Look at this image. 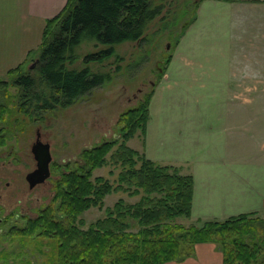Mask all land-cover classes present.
I'll list each match as a JSON object with an SVG mask.
<instances>
[{
    "label": "rangeland",
    "instance_id": "obj_1",
    "mask_svg": "<svg viewBox=\"0 0 264 264\" xmlns=\"http://www.w3.org/2000/svg\"><path fill=\"white\" fill-rule=\"evenodd\" d=\"M161 2V13L147 29L152 35L150 39L118 45L117 51L124 56L122 61L115 62L113 57L103 64L113 73L111 81L66 108L43 111L33 106L28 109L18 100L19 89L10 83L1 88L0 102L5 111L0 118V219H4L0 220V264H55L56 254L51 243L40 237L39 232L30 237L9 232L12 226L21 228L28 217L37 216L52 195L50 178L32 189L25 179L35 167L31 145L36 133L39 132L41 139L50 145V172L54 177L56 164L81 163L83 149L117 139L119 115L150 94L147 122L150 156H161V164L176 166L181 173L192 176L193 164L187 159L196 158L195 209L191 208L189 218L177 217L176 222L198 225L207 212L235 211L204 208V185L208 180L205 175L210 173L214 184L232 185L226 182L227 178L215 176L216 172L225 171L223 156L242 159L239 168L249 180L245 183L264 192V95L258 90L252 96L232 97L226 95L227 88L222 87L227 81L221 80V76L239 67L235 59L238 48H246L238 33L237 16L226 11L228 6L219 0ZM262 44L263 41H258L253 45H257L253 49L258 56H261ZM88 48L84 46L83 51ZM206 58L218 61L206 63ZM31 65L32 60L25 63L22 70L35 74L34 65L30 68ZM206 66L208 75L204 71ZM11 76L5 74L0 79L11 82ZM228 85L229 91L238 89L234 81H228ZM172 107L175 109L171 110ZM225 107L233 110L225 113ZM231 124L239 127L237 140L231 138L230 133L235 131ZM159 125L169 128L168 132H162H167L163 140L156 138ZM172 127L180 128L179 136L174 134ZM145 136L137 130L127 145L144 152ZM110 156L111 153L107 155L105 166L93 171V176L102 175L115 185L121 168L110 162ZM119 198L135 202L140 195L130 198L122 191L107 194L101 209L92 207L79 216L85 222L84 227L103 217L106 207H112ZM15 214H19V218H14ZM57 216L60 220L63 218ZM136 229L137 226L132 225L130 230Z\"/></svg>",
    "mask_w": 264,
    "mask_h": 264
},
{
    "label": "trees",
    "instance_id": "obj_2",
    "mask_svg": "<svg viewBox=\"0 0 264 264\" xmlns=\"http://www.w3.org/2000/svg\"><path fill=\"white\" fill-rule=\"evenodd\" d=\"M161 1L68 0L61 13L46 21L35 74L19 65L8 72L11 82L0 79V91L10 83L28 109L53 111L75 103L111 81L113 73L103 64L113 57L122 61L118 45L150 39L147 29L161 13ZM86 45L90 48L83 51ZM150 95L119 115V140L83 149L81 163L56 164L48 203L23 227L12 226L9 232L24 237L39 232L51 243L55 264H165L193 255L196 244L204 242L219 247L223 264H264V218L242 213L198 225L175 221L191 215L192 174L127 145L137 130L146 134ZM4 108L0 102V118ZM109 153L110 162L121 168L115 185L102 175L93 176L108 163ZM117 191L140 198H119L103 217L84 227L79 216L92 207L101 209L104 197Z\"/></svg>",
    "mask_w": 264,
    "mask_h": 264
},
{
    "label": "crops",
    "instance_id": "obj_3",
    "mask_svg": "<svg viewBox=\"0 0 264 264\" xmlns=\"http://www.w3.org/2000/svg\"><path fill=\"white\" fill-rule=\"evenodd\" d=\"M219 1L228 6L226 11L234 12L237 16L238 27L240 28L238 33L241 34V38L246 44V48H238L237 50L235 59L239 67L230 74L221 76V80L227 81L222 87L223 89L227 88L225 89L226 95L232 97L252 96V93L258 90L262 91L264 95V47L261 49V56H258L257 51L253 49V47L257 48V45L253 46L255 42H264V0ZM67 2L68 0H0V76L7 75L9 70L19 65L23 66L31 60L33 62L36 59L46 21L61 13L66 8ZM250 36L252 39L247 40L250 39L248 38ZM245 38L246 40H244ZM244 43L240 44L243 45ZM262 45L264 46V44ZM250 49L251 53H248ZM216 61H218L216 58H206V63L215 64L213 62ZM206 68L208 67L206 66L204 71L208 75V69ZM208 77H211V74ZM228 81H234L235 87L238 89L229 91ZM166 109L168 111V108ZM173 109L175 108L172 107L171 110ZM232 110L233 108L225 107V113ZM231 125L235 130L230 133L231 138L237 140L239 127L234 124ZM167 130L169 128L159 125L156 138L159 139L160 137L163 140V136L168 132ZM172 130L175 135H180V128L175 129L172 127ZM146 131V151L142 153L160 163V159H163V157L150 156L148 126ZM163 131L167 132L162 133ZM193 135L200 138L195 132H193ZM224 135L225 130L220 137L221 141H223ZM187 161L193 164L194 173L198 172L194 166L196 158L189 157ZM241 161L242 159L240 160L236 156L222 157V163L226 166L225 171L216 172L215 176L227 178L226 182H231V186L212 183L210 173L204 176V178H208L204 185V208L207 210L235 211L233 213L207 212L203 217L205 219H202L203 221L223 220L229 216L242 213L264 217V192L247 186L245 180L248 179H246L242 168H239ZM194 173L192 211L195 209L196 191L198 190L197 178ZM129 197L132 198L133 196ZM165 264H223V253L215 243H198L195 246L193 255Z\"/></svg>",
    "mask_w": 264,
    "mask_h": 264
},
{
    "label": "water",
    "instance_id": "obj_4",
    "mask_svg": "<svg viewBox=\"0 0 264 264\" xmlns=\"http://www.w3.org/2000/svg\"><path fill=\"white\" fill-rule=\"evenodd\" d=\"M34 64L35 61L33 60L32 65ZM31 152L36 162V166L25 175L29 188L44 183L50 177V163L52 161L49 143H43L40 140H36L31 145Z\"/></svg>",
    "mask_w": 264,
    "mask_h": 264
},
{
    "label": "flooded vegetation",
    "instance_id": "obj_5",
    "mask_svg": "<svg viewBox=\"0 0 264 264\" xmlns=\"http://www.w3.org/2000/svg\"><path fill=\"white\" fill-rule=\"evenodd\" d=\"M36 140H40V141H42L43 143H48V142H46V141H43L42 139H41V134L39 133V132H37L36 133V137H35V141ZM34 141V142H35ZM35 164H36V162H35ZM51 165V164H50ZM36 166V165H35ZM35 168V167H34ZM47 181V180H46ZM42 184V183H41ZM38 185H40V184H38ZM38 185H36V186H38ZM36 186H34V187H36ZM34 187H32V188H34ZM32 188H29V189H32ZM14 218H19V214H15V217ZM1 221L3 220L4 221V219H0ZM6 220V219H5Z\"/></svg>",
    "mask_w": 264,
    "mask_h": 264
}]
</instances>
